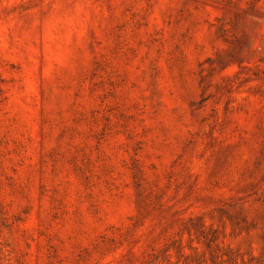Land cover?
Segmentation results:
<instances>
[{"label":"rangeland","instance_id":"1","mask_svg":"<svg viewBox=\"0 0 264 264\" xmlns=\"http://www.w3.org/2000/svg\"><path fill=\"white\" fill-rule=\"evenodd\" d=\"M0 264H264V0H0Z\"/></svg>","mask_w":264,"mask_h":264}]
</instances>
